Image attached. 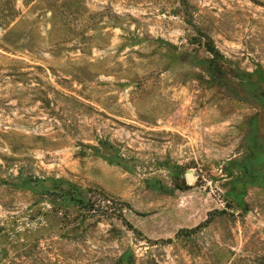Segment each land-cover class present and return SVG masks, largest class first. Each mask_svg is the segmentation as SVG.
<instances>
[{"label": "rangeland", "instance_id": "1", "mask_svg": "<svg viewBox=\"0 0 264 264\" xmlns=\"http://www.w3.org/2000/svg\"><path fill=\"white\" fill-rule=\"evenodd\" d=\"M0 264H264V0H0Z\"/></svg>", "mask_w": 264, "mask_h": 264}, {"label": "water", "instance_id": "2", "mask_svg": "<svg viewBox=\"0 0 264 264\" xmlns=\"http://www.w3.org/2000/svg\"><path fill=\"white\" fill-rule=\"evenodd\" d=\"M190 175H191V173L188 172V173L186 174V177L189 179V178H190Z\"/></svg>", "mask_w": 264, "mask_h": 264}]
</instances>
